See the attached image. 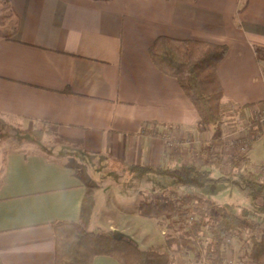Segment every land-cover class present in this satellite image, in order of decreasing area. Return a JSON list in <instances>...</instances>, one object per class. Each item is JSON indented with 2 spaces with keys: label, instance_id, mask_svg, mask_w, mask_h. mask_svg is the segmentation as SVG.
Masks as SVG:
<instances>
[{
  "label": "crops",
  "instance_id": "crops-1",
  "mask_svg": "<svg viewBox=\"0 0 264 264\" xmlns=\"http://www.w3.org/2000/svg\"><path fill=\"white\" fill-rule=\"evenodd\" d=\"M0 2L10 11L0 36V119L29 144H0L5 264H55L52 224L60 220L138 242L130 228L107 218L140 216L141 199L132 212L115 199L101 203L113 191L84 163L176 168L161 132L168 126L210 132L197 130L195 106L152 62L148 49L158 36L226 44L218 64L225 101L248 110L264 105V0ZM93 264L121 263L98 255Z\"/></svg>",
  "mask_w": 264,
  "mask_h": 264
},
{
  "label": "trees",
  "instance_id": "trees-1",
  "mask_svg": "<svg viewBox=\"0 0 264 264\" xmlns=\"http://www.w3.org/2000/svg\"><path fill=\"white\" fill-rule=\"evenodd\" d=\"M148 52L154 65L166 75L174 77L195 106L199 115L196 125L199 132H206L225 120L230 105L225 101L218 64L228 52L226 44L160 35L149 46ZM129 170L140 174L170 175L174 178L175 187H184L191 180H208L211 172L194 165L176 168L132 165ZM228 177L224 175V178ZM246 182L257 185L254 195H261L264 199V182L255 183L250 178ZM192 201L199 204L196 207L198 217L189 229L183 230L181 237L202 241L201 246L209 255L208 264H224L223 245L230 231L238 228L254 229L256 219L264 221V200L259 207L260 215L253 216L247 207L232 202L219 203L195 193H189L181 199L175 195L142 198L139 214L145 218L172 219L181 215L185 205L191 207ZM52 227L56 239L55 264H93L98 255L112 256L121 264H176L175 251L144 248L128 235L109 228L97 226L87 229L81 223L70 220L56 221ZM205 233L209 237L203 241ZM169 243L176 244V250L184 251L179 238L169 239ZM247 257L253 264H264V232L259 237L252 235ZM0 264H5L1 257Z\"/></svg>",
  "mask_w": 264,
  "mask_h": 264
},
{
  "label": "rangeland",
  "instance_id": "rangeland-1",
  "mask_svg": "<svg viewBox=\"0 0 264 264\" xmlns=\"http://www.w3.org/2000/svg\"><path fill=\"white\" fill-rule=\"evenodd\" d=\"M9 12L7 5L0 2V36L8 31L9 20L7 15ZM232 104H229L230 110L225 120L208 130L210 132L206 136L198 135L197 132L183 131L180 128V135L185 134L191 138V143L181 147L173 145L171 149L167 148L175 154V165H194L197 168L209 169L211 171L210 179L204 181L191 180L184 187H175L173 186L174 178L170 175L140 174L125 168H118L111 161L103 159L87 160L84 164L88 167L87 171L90 176L95 180L100 179L102 183L105 182L104 184L110 186L114 194L113 198L109 196V191H106L100 202L105 203L107 201V203H111L115 199L123 205V208L132 212L137 208L139 198L174 195L177 197L179 192L187 190L189 193H195L198 196L210 198L219 203H236L250 209L253 216H259V207L263 204L264 199L261 195H254L258 186L247 184L246 181L250 178L255 183L257 181L264 182V175L251 172L246 166L247 162L242 163L237 144H241L242 141L248 139L252 144V140L256 138L253 145H251L250 153L248 151V156L250 155L255 166L264 165V124H256L257 122L254 120L257 112L264 111V105L259 104L253 107L249 105L252 108L248 110L245 106L237 104H234L235 108H233ZM16 129L14 124L0 119V144H4L6 147L29 146L28 143L22 141L21 135L17 134L18 130ZM225 174L230 178H224ZM162 188H166V190L160 191ZM190 204L191 209L197 212L198 202L192 201ZM105 207L106 212L112 213L113 210L111 209V211L107 204ZM140 216L137 217L136 215L135 218V215H131V217L119 215V217L109 216L104 219L116 220L121 225L130 228L138 243L144 248H154L168 252L175 251L176 264H199L200 259L207 257L204 248L201 246L202 241L197 242L187 237H181L183 230L186 229L182 217L156 219ZM97 219L99 218H95V220ZM141 219H145V223L135 222V220ZM248 232L251 233V230H248ZM208 237L209 235L205 233L202 240L205 241ZM241 237L243 238V236ZM173 238H179L183 252L176 250V244L171 245L169 243V239ZM243 244L244 241L241 239L235 241L232 246L237 251L235 257L245 264H253L247 257L251 243H248V249L244 248ZM248 244H245V247ZM223 256H225L224 245Z\"/></svg>",
  "mask_w": 264,
  "mask_h": 264
},
{
  "label": "built area",
  "instance_id": "built-area-1",
  "mask_svg": "<svg viewBox=\"0 0 264 264\" xmlns=\"http://www.w3.org/2000/svg\"><path fill=\"white\" fill-rule=\"evenodd\" d=\"M232 104V103H230ZM233 108H235L234 104H232ZM257 123L256 124H264V111L263 112H257V114H255V119H254ZM180 128L176 127V126H168L162 134H160V136L162 137V139L165 142V145L167 146L168 149H171V146L173 145H177V147H181L183 145L189 144L191 143V138L187 137L185 134L184 135H180ZM184 131V130H183ZM255 137V136H254ZM258 137V136H257ZM256 139V138H255ZM254 140H252V142L254 143ZM250 140V139H248ZM248 140H244L241 142V144H237L239 147V152L241 153V160L242 163L247 162V167L248 169L251 170V172L254 173H258V174H263L264 175V165H258L255 166V164L251 161L250 155L248 156V151L250 153V149H251V145H253V143L251 144L250 141ZM189 194V192L187 190H183L181 192L178 193V198L181 199L184 196H187ZM180 217H182L184 219V227L186 229H189L193 222L197 219L198 217V212H196L195 210L191 209V207L189 205H185L183 207V211L181 213V215H179ZM248 230H251V233L248 232ZM264 232V221L258 220L256 219L254 221V229H242V228H238L235 230H232L228 233L226 241L224 243V264H245L244 262L240 261L239 259H237L235 257L237 251L232 248V246L234 245L235 241L237 239H241L244 241L243 247L247 248L249 247V244L251 243V238L252 235H255L257 237H259L262 233ZM243 236V238L241 237ZM249 243V244H248ZM245 244H248L245 247ZM208 256L207 257H203L202 259L199 260V264H208ZM225 258H227L225 260Z\"/></svg>",
  "mask_w": 264,
  "mask_h": 264
}]
</instances>
